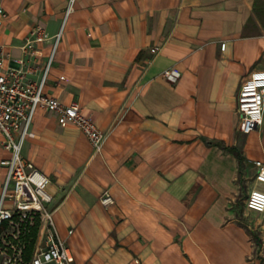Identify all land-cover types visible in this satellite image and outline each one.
<instances>
[{"label": "crops", "instance_id": "0c3cea01", "mask_svg": "<svg viewBox=\"0 0 264 264\" xmlns=\"http://www.w3.org/2000/svg\"><path fill=\"white\" fill-rule=\"evenodd\" d=\"M256 1L0 0L4 69L37 83L47 67L42 92L78 104L104 133L94 153L74 125L39 109L22 145L50 179L72 264H264V211L245 207L250 189L264 190L253 181L264 113L243 135L236 112L239 85L264 70ZM170 68L175 84L163 77ZM3 180L0 167V191Z\"/></svg>", "mask_w": 264, "mask_h": 264}, {"label": "built area", "instance_id": "2783aa9c", "mask_svg": "<svg viewBox=\"0 0 264 264\" xmlns=\"http://www.w3.org/2000/svg\"><path fill=\"white\" fill-rule=\"evenodd\" d=\"M0 5V32L6 19ZM58 35L56 37V40ZM37 40H41L38 38ZM225 43L220 44L224 49ZM156 49H151L154 52ZM4 52L0 45V133L2 147L9 152L7 158L0 159L4 180L0 191V227L13 223L15 219L25 221L38 216L42 222L39 245L29 264H72L73 256L55 230L51 208L52 195L47 190L49 177L22 156V145L28 134L35 112L39 109L55 111L59 123H70L87 138L94 153H99L104 141V133L90 120L80 106L74 102L64 104L42 92L47 67L39 82L26 79V73L19 68L4 69ZM170 84L180 78L174 68L163 72ZM237 130L247 135L263 122L264 113V70L251 71L239 85L236 93ZM255 169L253 181L264 184V161H253ZM99 202L107 207L113 204L108 190L102 192ZM245 207L255 212L264 211V190L253 187L245 199ZM1 264H20L15 257L4 255ZM89 264V263H84Z\"/></svg>", "mask_w": 264, "mask_h": 264}, {"label": "rangeland", "instance_id": "374dc122", "mask_svg": "<svg viewBox=\"0 0 264 264\" xmlns=\"http://www.w3.org/2000/svg\"><path fill=\"white\" fill-rule=\"evenodd\" d=\"M256 5L264 24V0H257ZM245 191L246 189L242 188L235 201L240 214L244 211ZM42 229V222L38 216L25 221L15 219L13 223H5L0 231V264L4 255L15 257L20 264H29L41 240ZM28 248H30V257L26 259L25 254Z\"/></svg>", "mask_w": 264, "mask_h": 264}, {"label": "trees", "instance_id": "16d2710c", "mask_svg": "<svg viewBox=\"0 0 264 264\" xmlns=\"http://www.w3.org/2000/svg\"><path fill=\"white\" fill-rule=\"evenodd\" d=\"M229 150L233 151L235 153L236 157L238 158V161L240 162L241 161V157H240L239 153L236 152L233 148H229ZM1 230H2V227H0V231ZM29 255H30V248H28V251H26V254H25L26 259L30 257Z\"/></svg>", "mask_w": 264, "mask_h": 264}]
</instances>
